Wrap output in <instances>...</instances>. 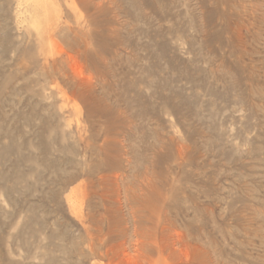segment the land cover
<instances>
[{"label": "rangeland", "instance_id": "rangeland-1", "mask_svg": "<svg viewBox=\"0 0 264 264\" xmlns=\"http://www.w3.org/2000/svg\"><path fill=\"white\" fill-rule=\"evenodd\" d=\"M183 262L264 264V0H0V264Z\"/></svg>", "mask_w": 264, "mask_h": 264}, {"label": "bare ground", "instance_id": "bare-ground-1", "mask_svg": "<svg viewBox=\"0 0 264 264\" xmlns=\"http://www.w3.org/2000/svg\"><path fill=\"white\" fill-rule=\"evenodd\" d=\"M45 7V6H44ZM39 10V9H38ZM45 15V14H44ZM143 184V183H142ZM242 189V188H241ZM248 190V189H247ZM246 192V191H245ZM229 202V201H228ZM150 210V209H149ZM207 213V212H206ZM174 214V213H173ZM163 228V227H162ZM163 235V234H162ZM153 238V237H152ZM163 239V238H162ZM183 239V238H182ZM193 240V239H192ZM195 240V239H194ZM197 240V239H196ZM154 242V241H153ZM182 243V242H181ZM184 243V242H183ZM107 244V243H106ZM184 244H186V243H184ZM178 245V244H177ZM161 246V245H160ZM187 246V245H186ZM200 246V245H199ZM171 247V246H170ZM92 248V247H91ZM158 248H159V246H158ZM199 248V247H198ZM197 248V249H198ZM155 249V248H154ZM163 249H165V248H163ZM172 249H173V247H172ZM94 250H95V248H94ZM159 250H160V248H159ZM174 250V249H173ZM180 250V249H179ZM179 250H177V251H179ZM184 250V249H183ZM165 251V250H164ZM218 252V251H217ZM175 255H176V252H175ZM186 255H187V253H186ZM182 256V255H181ZM180 259H181V257H180ZM184 259V258H183ZM184 260H186V258L184 259ZM183 264H187V263H184L183 262Z\"/></svg>", "mask_w": 264, "mask_h": 264}]
</instances>
